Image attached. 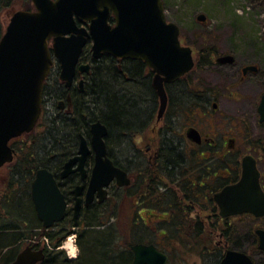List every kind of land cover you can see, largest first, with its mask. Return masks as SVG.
<instances>
[{
    "label": "flooded vegetation",
    "instance_id": "af4514ba",
    "mask_svg": "<svg viewBox=\"0 0 264 264\" xmlns=\"http://www.w3.org/2000/svg\"><path fill=\"white\" fill-rule=\"evenodd\" d=\"M162 6L166 21L174 23L167 16L169 11L164 0ZM108 23L114 26L112 12ZM205 23L206 20L199 22L201 27ZM77 25L88 26L85 22H77ZM178 27L180 45L191 50L193 67L175 81L162 82L166 106L161 114L160 98L153 83L155 73L139 60L108 55L94 60L92 43L87 39L69 86L60 79V66L52 59L44 81L41 116L35 128L9 141L14 157L6 165L14 167L19 155L27 154L36 139H44L51 120L73 117L74 103L78 95L85 93L93 63L101 59H110L117 75L122 73L126 80L129 75L134 78L129 89H140L142 104L137 107L139 115L132 121L134 126L125 133L119 127L114 134L106 127L107 134L103 139L105 158L126 174L127 185H119L114 178L108 185L101 186L99 192H94L87 202L95 164L90 141V126L94 122L88 125L87 132L78 133L74 151L67 152L56 163L36 168L33 173L32 181L37 170L49 171L63 196V218L47 229L37 217L31 196L30 200L38 226L51 233L50 245L59 240L61 232L68 233L64 240L76 234L80 250L77 257H68L71 261L82 252L83 231L99 230V223L113 229L117 242L118 230H127L125 244L129 246L130 264L134 245L154 246L167 256L168 264L169 252L159 248L162 244H198L206 247L205 250L210 246L222 248L224 251L216 263L215 255L207 254V251L200 255L203 261L213 259L211 264H218L229 248V231L233 225L244 223L248 217L256 223L264 222V217L256 218L247 213L222 217L214 200L216 194L239 181L242 160L247 156L255 160L259 185L264 192V121L260 122L259 113L264 99V45L218 46L221 38L231 36L221 35L219 39L216 33L203 30L186 40L185 32L180 25ZM224 58L229 60L222 61ZM35 131L38 132L35 134ZM80 136L86 142L88 153L81 167L79 162H74L71 172L62 177L66 163L78 155ZM14 171L10 177L14 176ZM90 210L96 213L95 224L91 220L88 228L85 215ZM260 227L255 230L263 229ZM256 241L258 245L257 236ZM41 245L42 242L37 241L36 249L42 248ZM57 250L62 251L60 246L52 249Z\"/></svg>",
    "mask_w": 264,
    "mask_h": 264
},
{
    "label": "water",
    "instance_id": "95a60500",
    "mask_svg": "<svg viewBox=\"0 0 264 264\" xmlns=\"http://www.w3.org/2000/svg\"><path fill=\"white\" fill-rule=\"evenodd\" d=\"M31 11L14 12L0 39V168L12 162L9 141L30 133L41 116L44 81L52 59L60 66V79L69 86L79 55L91 40L94 60L102 55L144 62L154 73L153 83L160 98L159 113L166 106L162 82H172L193 67L191 50L179 42V27L166 21L162 0H30ZM112 12L114 26L108 23ZM199 22L205 16H197ZM77 22H85L87 28ZM224 58L222 61H227ZM260 122L264 121V99L259 106ZM95 164L89 183L87 202L114 178L127 185L126 174L105 158L104 137L107 128L99 121L90 126ZM194 138L193 135H191ZM78 155L64 166L65 177L71 165L81 167L88 149L80 136ZM30 196L38 219L44 228L63 218L65 204L52 174L39 169L30 185ZM214 200L222 217L250 214L264 217V192L259 185L255 160H242V171L236 184L224 188ZM77 208L75 209V217ZM257 248L264 253V230H255ZM132 264H166L167 256L154 246L134 245ZM45 259L42 249L26 246L11 264H39ZM218 264H254L243 252L226 250Z\"/></svg>",
    "mask_w": 264,
    "mask_h": 264
},
{
    "label": "trees",
    "instance_id": "16d2710c",
    "mask_svg": "<svg viewBox=\"0 0 264 264\" xmlns=\"http://www.w3.org/2000/svg\"><path fill=\"white\" fill-rule=\"evenodd\" d=\"M21 1L24 3L25 10L31 9L30 0ZM15 2L16 0H0V39L5 30L1 14L12 9ZM127 74L129 75V72ZM131 79H134L131 75L128 80L122 73L117 75L110 59H101L93 63L85 93L78 95L74 103L73 117L51 120L44 139L35 140L38 141V146H34L37 144L35 142L29 147L27 154L19 155L13 167L14 176L10 177L6 188L0 191V264H10L23 247L36 248L39 234L43 235L42 238L51 239V233L41 230L38 226L30 200V183L36 168L46 167L52 162L56 163L67 152L74 151L78 142V133L87 132L88 125L92 122L101 121L109 129L110 134L116 133L119 127L121 132L125 133L127 129L134 126L132 121L139 115L137 107L142 102L139 100L140 89L136 87L133 91L128 88ZM95 214L92 210L86 212L85 219L88 228L92 221L95 224ZM249 219L242 224L232 226L229 231L228 249L244 252L252 258L254 253L259 254L260 252L257 250L254 235L256 222ZM101 225L99 223L97 225L101 228L99 230L83 231L82 252L76 260H69L63 251H52L61 245L68 234L61 232L55 244L50 245V248L45 246V259L39 264H130L131 254L127 250L129 246L124 243L127 247L125 249L120 247L115 241L117 236L113 229ZM124 231L127 238V230ZM241 238H246L245 241L248 239L249 242L251 241L250 244L246 248H235L236 245H240ZM193 247L203 248L198 244ZM205 248L202 253L207 251V254L215 255V263L224 251L218 247H213V249L207 247V250ZM211 260H208L210 264ZM254 264L257 263L254 261Z\"/></svg>",
    "mask_w": 264,
    "mask_h": 264
},
{
    "label": "rangeland",
    "instance_id": "374dc122",
    "mask_svg": "<svg viewBox=\"0 0 264 264\" xmlns=\"http://www.w3.org/2000/svg\"><path fill=\"white\" fill-rule=\"evenodd\" d=\"M168 7L167 16L170 20L180 25L185 32V39H189L191 34L197 35L200 31H210L219 36H231L221 38L218 46H261L264 45V0H164ZM31 3V2H30ZM24 3L16 0L12 9L1 14L3 28L7 26L11 15L18 10H25ZM32 5V4H31ZM24 6V7H23ZM32 10L29 9L28 11ZM203 14L206 23L201 27L196 17ZM198 37L195 38L197 40ZM218 40V39H217ZM219 41V40H218ZM202 42L199 41V44ZM202 75V74H201ZM204 79V78H203ZM56 111V110H55ZM54 111V113H55ZM38 131H35V134ZM37 144L34 146H38ZM44 144V142H42ZM42 144H40L41 146ZM23 153V152H22ZM12 166L0 168V191L6 188L12 173ZM106 223V222H105ZM251 224V223H249ZM260 224V225H258ZM262 226L264 222L255 223L254 227ZM243 231V230H242ZM120 247L125 249L126 232L118 230ZM217 239H215V242ZM251 242V241H250ZM249 240H243L235 248L248 247ZM42 247V245L40 246ZM214 246H210L213 249ZM159 248L169 252L170 260L168 264H210L207 260H202L200 255L204 252V246L193 247L187 244L177 246L160 245ZM209 248V247H208ZM62 250V249H61ZM66 255L65 251L62 250ZM260 252V251H259ZM68 258V256L66 255ZM257 264H264V253L252 255Z\"/></svg>",
    "mask_w": 264,
    "mask_h": 264
},
{
    "label": "clouds",
    "instance_id": "9594fccd",
    "mask_svg": "<svg viewBox=\"0 0 264 264\" xmlns=\"http://www.w3.org/2000/svg\"><path fill=\"white\" fill-rule=\"evenodd\" d=\"M76 234L69 235L66 240L60 245V248L65 251L70 258H75L79 254V245L77 244Z\"/></svg>",
    "mask_w": 264,
    "mask_h": 264
},
{
    "label": "bare ground",
    "instance_id": "6f19581e",
    "mask_svg": "<svg viewBox=\"0 0 264 264\" xmlns=\"http://www.w3.org/2000/svg\"><path fill=\"white\" fill-rule=\"evenodd\" d=\"M40 235V234H39ZM39 235H38V240H39V242H42V248H40V249H42L43 251L45 250V246H47L48 248H50V243H49V239H45V238H42L43 237V235H40V237H39ZM35 250H38V249H36V248H34ZM44 253H45V251H44ZM11 264V263H10Z\"/></svg>",
    "mask_w": 264,
    "mask_h": 264
}]
</instances>
